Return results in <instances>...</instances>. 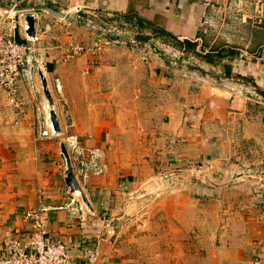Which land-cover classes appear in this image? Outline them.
I'll use <instances>...</instances> for the list:
<instances>
[{"label": "crops", "instance_id": "obj_1", "mask_svg": "<svg viewBox=\"0 0 264 264\" xmlns=\"http://www.w3.org/2000/svg\"><path fill=\"white\" fill-rule=\"evenodd\" d=\"M14 4L18 16L34 19L35 33L46 28L51 36L52 30H56L53 36L58 34L57 29L64 34L56 35V42L47 47L39 45L42 60L34 88L22 86L20 106L8 109L9 116L3 105H10L0 90V249L7 237L26 238L30 224L25 214L40 211L48 235L66 244L77 264H88L86 253L98 255L95 264H131L116 249L109 213L113 197L133 189L140 180L138 167L143 161L138 149L143 145L138 142V116L153 117L154 112H138L132 104L127 108L128 83L144 98L140 88L146 85L145 79L159 73L170 85L168 109L174 111L166 115L167 126L160 123L168 134L160 146L171 148L165 155L166 166L175 170L193 161L209 168L205 175L213 183L203 187L202 194L228 200L236 223L220 248L222 264H264V193L255 195L222 169L224 147L216 134L219 125L214 115L215 107L222 108L223 122L226 109L228 117H237L238 110L239 115L244 113L239 102L249 100L246 92L264 98L258 93L264 92V0H0V11L7 12ZM43 7L67 19L57 18ZM86 20L133 29L135 36L139 34L138 20H142L150 26L140 33L149 38L148 44L136 43L133 60H126L121 57L122 49L113 46L116 40L110 39L108 45L94 38L90 30L78 29L95 28ZM25 23L27 20H20L15 32L19 42H26ZM159 30L197 42V47L194 52L183 51L181 63L164 60L166 63L159 64V58L152 55ZM78 32L84 33L80 39ZM71 42L85 48L77 59L80 62L68 60L66 45ZM158 43L167 53L180 52L174 45ZM43 81L53 101L48 109ZM51 110L56 113L59 134L49 130ZM176 110L182 111L175 114ZM44 131L48 136H42ZM63 145L89 206L65 183ZM79 153L86 158L97 156L102 174H90L82 182L77 171Z\"/></svg>", "mask_w": 264, "mask_h": 264}, {"label": "rangeland", "instance_id": "obj_2", "mask_svg": "<svg viewBox=\"0 0 264 264\" xmlns=\"http://www.w3.org/2000/svg\"><path fill=\"white\" fill-rule=\"evenodd\" d=\"M88 23L90 27L93 25L95 28L91 30L89 26H83L78 29L82 32L85 29L90 30L91 32H85L94 34V38L101 40L102 43H109L108 45L116 40L117 43L113 46L122 49L121 57L133 60V49L138 47L133 29L120 30L115 28L114 24L110 25L105 21L93 24L87 21ZM57 30L59 35L64 34V31L59 33L61 29ZM55 31L52 30V36L48 31V34L41 38L42 46L47 47L48 43L51 45L53 41L56 42L55 36L58 34L53 36ZM66 33L69 35L68 31ZM83 36L84 33H77L78 39ZM164 39L160 37L153 42L152 55L159 58V64L166 63L164 60L181 63L182 52L167 53L155 44L159 42L165 46L172 45ZM118 55L116 52V56ZM80 56L69 57L68 60L80 62ZM78 58L80 59L77 60ZM141 61L145 63V60ZM133 71H137L135 67ZM128 84L130 99L127 108L131 109L129 105L132 104L138 107V112L152 109L151 113L154 112V115L138 116V142L142 141L143 145L138 149L143 161L138 167L140 180L133 189L124 193L119 192L121 194L113 197V210L109 213L108 221L111 223V232L118 253L131 264H222L220 248L223 240L234 232L236 223L232 220L233 214L229 210L228 200L202 194L203 187L209 188L208 184L213 183H208L205 175L208 174L209 168L206 170L203 165L193 164V161L175 170L168 168L165 155L171 148L160 146V140L168 136L165 132L166 127L162 128L160 123L163 121L167 126L166 115L174 112L171 107L168 109L171 104L168 97L170 85L158 73L151 80L145 79L146 85L140 88L144 92V98H140L138 89L135 90L136 86ZM245 94L249 96V100H240L239 104L244 106L245 111L239 115L238 110L237 117H228L230 111L226 109L227 120L223 122L222 108H214L219 125L216 134L220 136L224 147L222 169L231 172L239 184L248 187L255 195H260L264 193V98L250 92ZM135 102L137 103L134 104ZM97 103L101 105L102 102ZM45 105L47 108L49 104L45 102ZM3 107L5 115L9 116L8 109L12 111L13 108L8 105ZM230 107L234 110V105L230 104ZM238 108L241 107L238 105ZM181 111L176 110L175 114ZM210 112H213V109H210ZM50 125L52 127L51 123ZM78 157L79 161H86L91 155L86 158L83 153H79ZM79 186L81 187L80 184Z\"/></svg>", "mask_w": 264, "mask_h": 264}, {"label": "built area", "instance_id": "obj_3", "mask_svg": "<svg viewBox=\"0 0 264 264\" xmlns=\"http://www.w3.org/2000/svg\"><path fill=\"white\" fill-rule=\"evenodd\" d=\"M73 1L77 3L79 0ZM77 5L76 9L79 8ZM18 11L16 4L7 12L0 11V90L5 93L12 108L20 106L22 86L34 88L33 84L40 68L39 45L41 38L48 34L45 28L29 36L28 24L25 23L26 42L19 44L15 32L20 28V20L24 19L26 22L27 18L23 14L18 16ZM67 46L70 58L80 56L85 51L83 46L72 42ZM49 130L52 131L51 125ZM42 136H48V131L42 132ZM77 171L84 183L90 174H102V168L94 154H91L89 160H80ZM24 218L30 224L28 236L21 239L7 237L0 249V264H77L70 257V248L48 235L46 219L42 212L29 211ZM86 257L89 258L88 264H95L98 255L86 253Z\"/></svg>", "mask_w": 264, "mask_h": 264}, {"label": "water", "instance_id": "obj_4", "mask_svg": "<svg viewBox=\"0 0 264 264\" xmlns=\"http://www.w3.org/2000/svg\"><path fill=\"white\" fill-rule=\"evenodd\" d=\"M42 10L50 13L51 15L57 17V18H60V19H67V16L60 13V12H57L55 10H52L48 7H43L41 8ZM27 22H28V35L29 36H33L34 35V19L32 17H28L27 18ZM42 86H43V93H44V96H45V99L47 100L48 104L50 107L53 106V101H52V98L50 96V93L48 92L47 90V86H46V82L43 81L42 82ZM50 114V122L52 124V128H53V132L55 134H59L61 133V129H60V126H59V123H58V120H57V117H56V113L54 110H51L49 112ZM263 123H264V120H263ZM61 156L62 158L64 159V162L66 164V179H65V183L66 185L69 187V189L74 192V193H78L80 195V197L82 198V201L85 205L89 206V203L85 197V194L82 190V188L79 186L76 178H75V173H74V169H73V166H72V163H71V160H70V157L68 155V152L65 148V146L63 145L61 147Z\"/></svg>", "mask_w": 264, "mask_h": 264}, {"label": "trees", "instance_id": "obj_5", "mask_svg": "<svg viewBox=\"0 0 264 264\" xmlns=\"http://www.w3.org/2000/svg\"><path fill=\"white\" fill-rule=\"evenodd\" d=\"M146 28L147 29L150 28V26L148 25V23L145 24L144 21L138 20V32H139V34H138V36L135 37L136 38V41H137L136 42L137 44L143 45L145 42H147L149 40L148 37H145V36L140 35V33H142ZM153 32H156V30H153ZM159 34H160V37L161 38L164 37L166 40L173 41L172 45H174V47L176 49H178L180 52H183L185 50L186 51L187 50H191L192 52H194L195 48L197 47V42L193 43V42H189V41H184V40L178 39V38H176L174 36H170L169 34L165 33L162 30H159ZM158 36H156V37H158ZM16 41H17V38H16ZM17 42L19 44H24L25 43V42H19V41H17ZM230 75H231V73L229 74V76ZM238 79L241 80L240 77H238ZM258 93H260L261 95L264 96V92H260L258 90Z\"/></svg>", "mask_w": 264, "mask_h": 264}, {"label": "bare ground", "instance_id": "obj_6", "mask_svg": "<svg viewBox=\"0 0 264 264\" xmlns=\"http://www.w3.org/2000/svg\"><path fill=\"white\" fill-rule=\"evenodd\" d=\"M47 108H49V105H47ZM52 132H53V130H52ZM76 194H78V193L76 192Z\"/></svg>", "mask_w": 264, "mask_h": 264}]
</instances>
